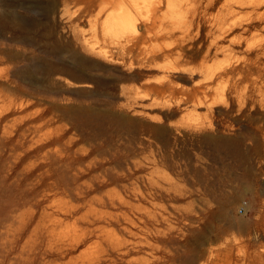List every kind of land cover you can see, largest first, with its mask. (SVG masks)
Listing matches in <instances>:
<instances>
[{
  "label": "rangeland",
  "instance_id": "obj_1",
  "mask_svg": "<svg viewBox=\"0 0 264 264\" xmlns=\"http://www.w3.org/2000/svg\"><path fill=\"white\" fill-rule=\"evenodd\" d=\"M113 1L0 0V14L8 5L23 24L48 22L60 4L69 40L127 88L106 92L67 76L51 86L41 71H25L42 64L46 40L0 35V264H264V107L242 112L228 98L212 106L197 88L202 57L172 78L197 88V108L176 107L180 94L137 92L158 86L169 60L140 69L116 61L121 45L105 24L130 1ZM204 1L178 0L163 13L183 26ZM225 37V47L230 38L259 45L264 32L239 27ZM236 45L240 54L244 43ZM209 59L210 67L228 62Z\"/></svg>",
  "mask_w": 264,
  "mask_h": 264
},
{
  "label": "bare ground",
  "instance_id": "obj_2",
  "mask_svg": "<svg viewBox=\"0 0 264 264\" xmlns=\"http://www.w3.org/2000/svg\"><path fill=\"white\" fill-rule=\"evenodd\" d=\"M129 1V5L125 7V12L111 17L108 24H105V32L116 36L121 45L115 53L118 55L116 61L123 64L129 62L132 68L140 69L145 64H156L155 66H157L160 60H169V64L159 67L164 73V78L158 82V86L145 84L140 89H136L137 92L139 90L142 92L158 90L159 92H166L168 95L180 94V97H176L175 101L171 100L176 107L181 108L190 105V107L197 108L201 102L198 98L199 92L196 89L204 88L205 90L202 92L204 99L211 100L212 106L225 103L228 98L231 101L234 99V102L238 104L236 106H239L241 110L247 106L264 107V40L256 45L246 38H241L238 41L230 38L227 47L219 44L220 40L226 39V34H230L239 27H242L244 34L264 32V24H262L264 22V10H261L264 9V0H223L224 2L205 0L200 2L201 5L192 7L193 19L183 26H179L173 17L168 15V12L163 13L165 8L170 9L177 5L178 0ZM122 2L121 4H123ZM218 5H220L219 13L214 16L212 12L217 9ZM7 6H2L3 12L0 14V35L3 36L7 31L23 42L34 43L46 40L44 47L47 56L42 60V64L35 62L36 64L33 65L32 60L27 64L26 70H22L27 71L30 75L42 72L43 82L51 86L61 76H67L76 83H89L86 85L94 86L97 90L114 91L117 87L119 91H122L121 93L127 92V88L118 84L120 82L115 83L109 80L107 76L106 78L100 74L105 73V66L108 64L95 56L85 54L75 47L74 43L70 41L71 39L69 40L66 36L65 25L63 26V23L59 21L60 18H63L59 8L60 4L52 3L48 9V18L46 17L48 22L35 20L28 24H23L16 13ZM234 8H237V12ZM245 10H247L245 17L237 16L240 11ZM141 20L146 23V25L143 24L145 27L141 25ZM68 31L70 32V30ZM204 36L209 37L208 46L203 43ZM169 38L175 39V42L168 46L148 45L152 41L157 42ZM122 40L123 43H120ZM242 43H244V47H242L240 54H237L234 52L233 46ZM89 50L96 53L94 48ZM96 54L104 55L102 52ZM213 54L215 56L225 54L228 57V62L214 67L206 66V62ZM64 55H67L68 60L62 58ZM10 56L8 55V57ZM201 57L203 59L201 73L204 83L192 90L174 86L176 83L172 82V78L180 66L188 63L190 59L196 60ZM152 66L150 65V67ZM22 70H17V75L26 73ZM220 82L221 84H219ZM130 92H134V90L131 89Z\"/></svg>",
  "mask_w": 264,
  "mask_h": 264
}]
</instances>
